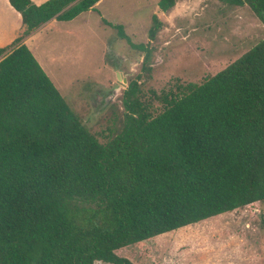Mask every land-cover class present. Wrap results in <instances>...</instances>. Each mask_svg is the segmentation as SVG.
I'll return each instance as SVG.
<instances>
[{
  "label": "trees",
  "instance_id": "trees-1",
  "mask_svg": "<svg viewBox=\"0 0 264 264\" xmlns=\"http://www.w3.org/2000/svg\"><path fill=\"white\" fill-rule=\"evenodd\" d=\"M7 1L24 28L0 47V264H136L124 247L264 201V37L199 84L158 95L156 113L130 81L121 132L102 143L19 42L98 0ZM225 1L264 27V0ZM135 48L148 56L147 43Z\"/></svg>",
  "mask_w": 264,
  "mask_h": 264
},
{
  "label": "rangeland",
  "instance_id": "rangeland-1",
  "mask_svg": "<svg viewBox=\"0 0 264 264\" xmlns=\"http://www.w3.org/2000/svg\"><path fill=\"white\" fill-rule=\"evenodd\" d=\"M99 0L71 20H51L27 47L68 107L99 142L121 132L123 91L156 113L157 96L199 84L264 37L246 5L225 0ZM120 25L123 37L118 35ZM151 31L154 35L148 37ZM147 43L148 56L138 47ZM136 264H264V201L238 207L129 245ZM93 264H106L94 262Z\"/></svg>",
  "mask_w": 264,
  "mask_h": 264
},
{
  "label": "crops",
  "instance_id": "crops-1",
  "mask_svg": "<svg viewBox=\"0 0 264 264\" xmlns=\"http://www.w3.org/2000/svg\"><path fill=\"white\" fill-rule=\"evenodd\" d=\"M30 1L34 4H39L45 0H30ZM51 20L57 21L55 19H50V20L46 21L45 23L41 24L38 28H36L32 32H30L28 35L22 37L19 40V42H23L27 46V42H28L29 38L34 33H36L38 30L47 26V24H49L51 22ZM59 22H64V21H59ZM23 28L24 27H23V24L21 23L20 16H19L18 12L15 11L9 5L7 0H0V47L10 44L16 37L21 35Z\"/></svg>",
  "mask_w": 264,
  "mask_h": 264
}]
</instances>
